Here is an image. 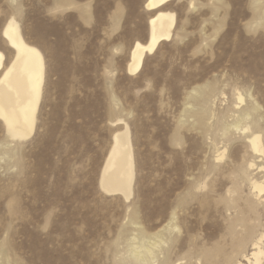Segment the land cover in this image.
Segmentation results:
<instances>
[{
  "label": "rangeland",
  "instance_id": "rangeland-1",
  "mask_svg": "<svg viewBox=\"0 0 264 264\" xmlns=\"http://www.w3.org/2000/svg\"><path fill=\"white\" fill-rule=\"evenodd\" d=\"M73 1L60 8L55 0H0L7 61L1 29L15 16L47 65L32 136L11 141L0 121V264H134V234L153 237L172 216L177 240H168L153 264L167 255L195 264L201 250L220 253L235 214L222 198L244 147L236 149V140L216 161L223 149L216 119L204 134L188 111L195 110L193 89L212 84L207 106L215 115L240 91L244 103L250 96L259 103L264 129V24L253 22L252 0L170 1L164 8L175 12L174 35L133 75L129 52L135 40L146 41L154 11L145 0ZM118 118L130 125L134 146L128 201L98 185ZM241 187L243 203L248 183ZM201 263L213 264L206 257Z\"/></svg>",
  "mask_w": 264,
  "mask_h": 264
},
{
  "label": "bare ground",
  "instance_id": "bare-ground-1",
  "mask_svg": "<svg viewBox=\"0 0 264 264\" xmlns=\"http://www.w3.org/2000/svg\"><path fill=\"white\" fill-rule=\"evenodd\" d=\"M170 1L172 0H145L147 10L154 12L148 19L146 41L135 40L130 49L126 65L128 74L138 73L142 69L146 55L151 54L161 41L173 37L176 15L175 12L164 8ZM259 1L261 0H252L253 22L262 25L264 4L262 2L260 4ZM55 4L61 8L73 5L74 1L55 0ZM80 13L82 17L85 16L82 8ZM1 37L12 55L10 54L11 57L7 61L6 53L0 50V121L9 139L21 142L29 139L36 128L46 81V59L38 46L27 40L15 16H10L6 20L1 29ZM211 85L204 84L202 88L193 89L196 94L192 102L195 110L188 111V117L194 118L192 126L204 133L212 127L209 119H216L214 136L216 142L222 143L223 147L216 155V161L223 159L227 146L234 145L236 140L242 141L236 149L241 151L244 147V152L242 156L238 157V154L236 156V160L240 158L241 163L236 162L230 167L231 186L222 198L226 210L235 211L234 216L228 218L227 226L224 228L223 250L220 253L201 250L196 255L195 264H202L203 257L213 264H264V163L257 161L259 158L260 162L264 160V129L258 118L260 105L251 96L249 103H244L242 93L236 91L232 94L229 105L226 104L227 107L220 111L221 114L215 115L207 106L210 105L214 92V86ZM118 124L121 126L113 132L111 146L100 170L98 185L106 195H119L128 201L133 195L135 179L134 146L128 122L118 118L114 125ZM178 124L183 125V122ZM180 134L182 133L174 134L175 138L172 137L174 142H179ZM254 170L262 173L261 176L255 178ZM242 182H247L249 187L243 203L239 192ZM176 219L172 216L161 230L153 234V237L137 230L131 239L136 240L138 237L140 241L134 249L137 250L135 255L128 260H132L134 264H153L163 245L168 240L172 243L177 240V236L173 234L178 228ZM131 223L137 224L133 218ZM163 230L168 231L167 237H164ZM183 259L178 257L172 260V257L167 255L160 264H190L183 263Z\"/></svg>",
  "mask_w": 264,
  "mask_h": 264
}]
</instances>
